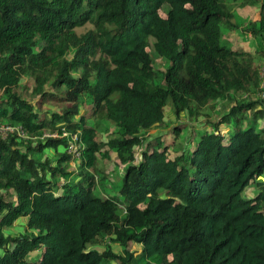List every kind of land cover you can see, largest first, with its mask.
<instances>
[{
  "label": "trees",
  "instance_id": "16d2710c",
  "mask_svg": "<svg viewBox=\"0 0 264 264\" xmlns=\"http://www.w3.org/2000/svg\"><path fill=\"white\" fill-rule=\"evenodd\" d=\"M263 62L264 0H0V264H264Z\"/></svg>",
  "mask_w": 264,
  "mask_h": 264
},
{
  "label": "rangeland",
  "instance_id": "374dc122",
  "mask_svg": "<svg viewBox=\"0 0 264 264\" xmlns=\"http://www.w3.org/2000/svg\"><path fill=\"white\" fill-rule=\"evenodd\" d=\"M161 12H162V15H163V16L166 15V13H165L164 10H161ZM236 13H237V15H238V18H239L238 21H239L240 26H241L239 29H241V30H242V29H245V25L242 24V21H243V20H248L249 18L259 17V16H260L259 12L256 11V10H254L253 8H241V7H237V9H236ZM89 27H91V26H90V25H87V26L84 27V28H79L78 31L81 33V32L85 31V30H86L87 28H89ZM243 32L245 33L244 30H243ZM239 35H240L239 32H235V34H234V36L236 37V39H243V42H242V43H243L245 46L249 47V43H250V45H251L250 39L252 40L251 35L247 33L248 38H244V35H243V36H239ZM263 63H264V62H263ZM262 65H263V64H262ZM27 81H28V84H29V85H33V82H32L30 79H28ZM38 99H39V98H38ZM35 101H37V100H35ZM35 101H33V103H35ZM51 108H52L51 111H54V110H59V111H60V109L53 108V107H51ZM170 116H171V115H170V111H169V112H168V118H169ZM185 122H188V121H185ZM185 122L183 121V122L180 123V124H183V123H185ZM171 124H172V122H171ZM195 125H196V124H195ZM166 131H167V132H166ZM166 131L163 130V129H161L160 126H158V127L155 128L154 130H152V132H151L150 134L147 135V136H148L147 140L150 141V143H151V142H155V141H156V138H157L158 136H161V135L164 134L165 132H166V133H169V132H170V130H166ZM221 132L225 133L224 130L221 131ZM184 134H185V136L187 137V139L190 140V138H191V132L189 131L188 128L185 129ZM189 140H188V141H189ZM151 149H152V147H151ZM59 150L62 151V148H60ZM178 150H181V148L178 147ZM174 153H175L174 150L171 148V153H170V154L173 156ZM51 154H52V153H51ZM114 177L116 178V175H114ZM24 220H26V219L24 218ZM23 226H24V221L19 220L18 223H17V226L15 227L14 230H12V232H14L15 234H17V233H19V232L24 231ZM12 232H9V233H12ZM130 246H131L130 248H131L132 250H137V251H140V250H141V245L138 244V243H132ZM99 249H100L101 251H103V250L105 249V247L102 246V247H99ZM113 249H114L116 252H120V251L122 250V248H121L118 244H114V245H113ZM112 264H119V262H118V261H113Z\"/></svg>",
  "mask_w": 264,
  "mask_h": 264
},
{
  "label": "built area",
  "instance_id": "2783aa9c",
  "mask_svg": "<svg viewBox=\"0 0 264 264\" xmlns=\"http://www.w3.org/2000/svg\"><path fill=\"white\" fill-rule=\"evenodd\" d=\"M263 81H262V88L264 89V67L262 68L261 71ZM262 98H264V91L261 94ZM17 133L21 137L26 136V130L23 128L22 125H6L2 124L0 125V135L3 137H7L9 134ZM50 136L51 134H47ZM58 134H53L52 136H57Z\"/></svg>",
  "mask_w": 264,
  "mask_h": 264
}]
</instances>
